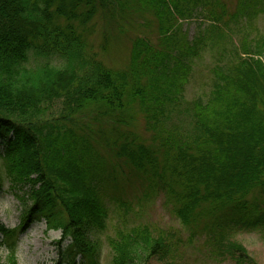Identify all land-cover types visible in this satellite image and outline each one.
Here are the masks:
<instances>
[{
    "label": "trees",
    "instance_id": "trees-1",
    "mask_svg": "<svg viewBox=\"0 0 264 264\" xmlns=\"http://www.w3.org/2000/svg\"><path fill=\"white\" fill-rule=\"evenodd\" d=\"M132 3L152 11L156 43L136 37L124 69L88 56V25L98 14L117 24L111 7ZM261 12L264 0H238L234 13L224 0H0V169L15 189L29 188L27 218L71 241L61 264H99L90 230L109 218L100 143L151 184L162 180L182 224L207 221L211 233L264 222L252 215L259 200L246 198L257 188L264 197V32L253 23ZM199 14L209 27L190 40L180 20ZM207 48L217 54L211 90L188 99L194 59ZM30 51L61 64L30 70ZM134 109L152 144L123 128ZM0 234L15 258L17 230L0 221ZM216 241L223 258L251 260L224 233ZM108 243V264H179L171 236L146 224L118 228Z\"/></svg>",
    "mask_w": 264,
    "mask_h": 264
},
{
    "label": "rangeland",
    "instance_id": "rangeland-1",
    "mask_svg": "<svg viewBox=\"0 0 264 264\" xmlns=\"http://www.w3.org/2000/svg\"><path fill=\"white\" fill-rule=\"evenodd\" d=\"M224 1L228 9L234 13L238 0ZM142 6L132 3L129 8H123L119 4L111 7L113 13L118 15V23L114 25L109 24L101 14H98L87 27L86 54L95 55L98 60L113 69L129 68L134 39L143 37L155 44L160 35L158 22L152 11ZM180 22L183 33L187 34L190 40L207 29L210 24L209 19L200 14ZM253 23L264 32V12H261ZM252 27L253 25L250 26ZM233 35L237 36L236 33ZM216 57V50L207 48L194 59V72L186 88L188 99L208 95L213 83L212 67L216 63ZM60 64L59 57L30 51L28 61L24 65L30 70H36L43 66L52 67ZM133 112L131 126L123 128L142 135L146 138L147 144H152L153 134L146 130L143 116L141 117L136 109ZM100 128V125H97L94 129ZM101 130L106 133L102 128ZM95 149L103 157L107 167L103 180L98 178L97 184L109 207V218L105 227H94L90 230V236L96 243V259L99 264L110 263L112 251L108 240L115 235L118 228L142 224L149 225L155 233L165 232L171 236L172 251L177 254L179 264H235L232 256L223 258L224 253L219 252L216 238L223 233L231 240V251L235 248L245 249L251 258L237 264H264V222L254 227H236L232 231L217 229L211 233L205 231L207 221L191 225L182 224L173 211L175 200L168 194V188L164 187L162 180L151 184L140 175L138 169L119 163L113 158L103 143L97 144ZM160 159L162 162L161 157ZM101 170L102 165L97 162L96 172ZM27 191L28 187L15 189L6 170L0 169V221L8 229H16L18 233L15 258L11 256V248L9 249L6 239L0 234V264H61L64 256L67 258V248L71 241L63 242L62 230H49L45 220L27 218L33 206ZM246 198L250 206H255L252 204L253 199L259 200V205L252 210V215L254 218L263 216L264 197L260 189H255ZM119 202H125L130 209H119ZM174 236L179 241L178 244L173 242ZM80 260L81 257L77 261ZM149 264H167V261L152 257Z\"/></svg>",
    "mask_w": 264,
    "mask_h": 264
}]
</instances>
